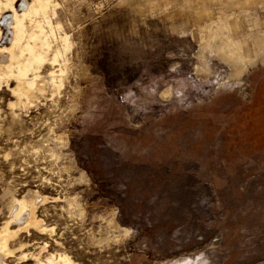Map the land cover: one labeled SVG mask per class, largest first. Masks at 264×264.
I'll list each match as a JSON object with an SVG mask.
<instances>
[{
    "label": "rangeland",
    "instance_id": "obj_1",
    "mask_svg": "<svg viewBox=\"0 0 264 264\" xmlns=\"http://www.w3.org/2000/svg\"><path fill=\"white\" fill-rule=\"evenodd\" d=\"M49 1L44 90L0 84V227L32 188L51 231L5 262L264 264V0Z\"/></svg>",
    "mask_w": 264,
    "mask_h": 264
},
{
    "label": "bare ground",
    "instance_id": "obj_2",
    "mask_svg": "<svg viewBox=\"0 0 264 264\" xmlns=\"http://www.w3.org/2000/svg\"><path fill=\"white\" fill-rule=\"evenodd\" d=\"M15 1L0 0V13L1 10L4 13H10L7 23L9 41L7 45H0V84L5 83L9 86L7 83L11 80L14 83V86L9 88L12 95L20 102H28L44 90L48 79L51 78L52 71L41 74L40 67L47 61H57L60 51L52 50V42L57 36L55 27L49 21L54 13L51 2L49 0H22V5L20 4L22 10L19 12L15 7ZM1 21L6 22L7 18ZM57 39L63 45L67 42L65 36H58ZM237 51H241V46L238 45ZM241 54H243L242 51ZM46 198L37 190L28 188L20 197L10 201L9 217L0 227V264H7L4 257L12 253L9 244L19 231L28 228L37 229L40 233L51 231L43 227L42 220L35 214L36 208L43 204ZM12 223L16 224L17 229L10 228ZM35 260L36 264H75L63 253H57L56 256L50 254L45 259L36 257Z\"/></svg>",
    "mask_w": 264,
    "mask_h": 264
}]
</instances>
